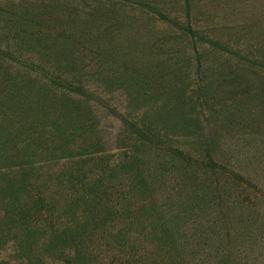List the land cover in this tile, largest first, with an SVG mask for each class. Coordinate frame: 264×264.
Masks as SVG:
<instances>
[{"label": "rangeland", "instance_id": "374dc122", "mask_svg": "<svg viewBox=\"0 0 264 264\" xmlns=\"http://www.w3.org/2000/svg\"><path fill=\"white\" fill-rule=\"evenodd\" d=\"M4 71L0 264H264V0H0Z\"/></svg>", "mask_w": 264, "mask_h": 264}, {"label": "trees", "instance_id": "16d2710c", "mask_svg": "<svg viewBox=\"0 0 264 264\" xmlns=\"http://www.w3.org/2000/svg\"><path fill=\"white\" fill-rule=\"evenodd\" d=\"M17 83L16 82H12V78L11 75L9 74V72L4 71L3 73L0 74V99L3 98L4 93L7 90H15L18 89L16 88ZM23 86V85H21ZM5 99H3L4 104L8 103L9 101H11L13 98L12 97H7L4 96ZM1 136H9L7 133H0V162H3V164L1 165L3 170L2 172L0 171V177L3 178V180H5V184H7L6 186H4L2 183L0 184L1 189H5V191H7L9 193V201L7 202V208H4V213H8L9 209L13 210L15 204L17 203L16 201L11 202L10 199H16L15 196L18 195V193H20L21 190H23V184L25 182L24 178L23 179H9L7 178V174L10 173L12 170L16 169H20L21 167H25L24 165L20 164L19 160H29L33 155V154H29V153H25V154H20L18 152L17 149V142H14V144L12 145V148L10 146V141L11 139L7 138V137H1ZM23 146H21V149H26L27 148V144L26 142L22 143ZM9 149H17L16 153L14 155H9L8 150ZM15 162H18L15 163ZM29 162V161H28ZM21 172L22 175H24V171L19 170ZM15 185V186H13ZM11 194H15L14 196ZM42 200V201H41ZM43 199L38 198L37 203H42ZM67 226L63 225L60 227L58 233H62L61 235H64V233H68L67 231L65 232V228ZM60 236V235H59ZM37 242H35L34 238L31 237L30 235H26L23 236L20 239V243H19V248L21 250H23L24 252H26V257L27 255L33 256L34 254H36V244ZM48 243L50 245H54V239L50 238L48 239ZM34 248V250H33ZM37 256V255H36ZM78 256V254H77ZM38 257V256H37ZM77 258V257H76ZM31 263V262H30ZM33 264H44L41 259L37 258L34 259V263ZM66 264H69L68 262Z\"/></svg>", "mask_w": 264, "mask_h": 264}]
</instances>
